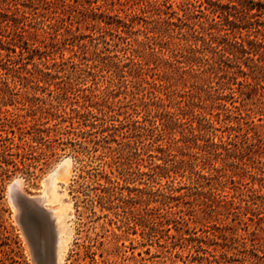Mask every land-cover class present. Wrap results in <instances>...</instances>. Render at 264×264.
Returning <instances> with one entry per match:
<instances>
[{
  "label": "rangeland",
  "instance_id": "rangeland-1",
  "mask_svg": "<svg viewBox=\"0 0 264 264\" xmlns=\"http://www.w3.org/2000/svg\"><path fill=\"white\" fill-rule=\"evenodd\" d=\"M64 158L60 264H264V0H0V264Z\"/></svg>",
  "mask_w": 264,
  "mask_h": 264
},
{
  "label": "bare ground",
  "instance_id": "bare-ground-1",
  "mask_svg": "<svg viewBox=\"0 0 264 264\" xmlns=\"http://www.w3.org/2000/svg\"><path fill=\"white\" fill-rule=\"evenodd\" d=\"M68 173L69 160L64 158L47 174V177L44 175L45 178L42 183L46 186V189L44 187V191H46L40 195H26L22 191L25 195L20 194V183L18 180L13 181L9 186V200L14 208V215L12 216H14L17 223L24 226L28 232L33 234H36L40 229L42 241H46L49 237L47 231L51 232L53 260L50 263L53 262L52 264H60L62 261L67 239L65 237L64 224H62L63 216L60 207L52 206L51 204L50 206L49 203L58 201L55 184L56 182L66 180ZM24 203L27 205L23 206ZM45 261L48 263V259L45 258Z\"/></svg>",
  "mask_w": 264,
  "mask_h": 264
},
{
  "label": "water",
  "instance_id": "water-1",
  "mask_svg": "<svg viewBox=\"0 0 264 264\" xmlns=\"http://www.w3.org/2000/svg\"><path fill=\"white\" fill-rule=\"evenodd\" d=\"M26 205H27V204H25V203H24V205H23V206H26ZM51 248H53V244L51 245Z\"/></svg>",
  "mask_w": 264,
  "mask_h": 264
}]
</instances>
